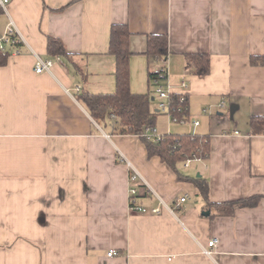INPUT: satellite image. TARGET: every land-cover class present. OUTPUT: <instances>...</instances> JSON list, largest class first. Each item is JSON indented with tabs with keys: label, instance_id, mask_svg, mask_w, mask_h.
<instances>
[{
	"label": "crops",
	"instance_id": "1",
	"mask_svg": "<svg viewBox=\"0 0 264 264\" xmlns=\"http://www.w3.org/2000/svg\"><path fill=\"white\" fill-rule=\"evenodd\" d=\"M9 20L24 43L0 65V264H264V134L249 129L264 115V64L250 59L264 58V0H9L0 33ZM113 24L131 33L130 90L152 97L146 38L167 35V81L187 84L199 123L165 124L160 113L154 128L209 137L208 157L181 173L205 178L210 202L259 196L255 205L215 215L139 135L92 119L76 94L114 91ZM47 36L66 54L50 53ZM202 53L199 76L186 56ZM36 55L55 61L50 71L34 72ZM132 169L138 204L159 213L129 210Z\"/></svg>",
	"mask_w": 264,
	"mask_h": 264
},
{
	"label": "trees",
	"instance_id": "2",
	"mask_svg": "<svg viewBox=\"0 0 264 264\" xmlns=\"http://www.w3.org/2000/svg\"><path fill=\"white\" fill-rule=\"evenodd\" d=\"M130 31L124 24H113L110 27L108 52L115 58V89L111 93L92 94L87 90L78 91L76 98L86 107L92 119L102 128L111 126L112 133L137 134L145 144L147 156H157L166 163L179 180L191 182L206 202V206L214 207L215 215L232 214L234 206H253L259 196L240 199L234 202L213 203L208 196V181L202 176L187 177L181 173L179 164L195 159H204L209 155V137L194 132L163 133L159 139L143 135L147 128L154 127L155 118L160 112L155 99L149 93H133L130 90ZM47 50L52 54H66L62 42L47 36ZM168 53V38L165 34H148L145 54L150 69L148 78L156 74V64L165 62ZM9 51L0 52V65L6 63ZM252 64L263 63L264 58L251 57ZM186 61L193 67L195 74L204 76L209 72V56L205 53L186 56ZM82 71V69H80ZM170 112L173 116L189 118L187 94L184 101L179 95L170 98ZM164 114V113H162ZM251 134H264V115H253L249 119Z\"/></svg>",
	"mask_w": 264,
	"mask_h": 264
},
{
	"label": "built area",
	"instance_id": "3",
	"mask_svg": "<svg viewBox=\"0 0 264 264\" xmlns=\"http://www.w3.org/2000/svg\"><path fill=\"white\" fill-rule=\"evenodd\" d=\"M9 0H0V7L4 8L6 7ZM24 43V40L22 39L21 35L18 33L14 23L12 20H9L7 23L4 31L0 33V52H6L9 51L10 55H16L20 53L19 46L20 44ZM56 60H59V57H56ZM54 60L51 58H41L40 56L36 55L34 67L33 70L35 73H42L45 71H50L52 65L54 64ZM154 73L156 74L154 77L150 79L151 86H152V92H153V99H155V104L157 109L164 113L168 121L174 122V123H191L193 127L195 128L198 125L197 120L190 121L189 118H180L173 116L170 112V98L174 94L179 95V100L184 101L186 99L187 94V84L182 81L179 84V90L174 91L173 86L167 81L168 77V70L165 62L158 63L153 68ZM218 106H223V101L218 104ZM108 136L107 134H105ZM143 135L148 137H153L155 139H159L161 134H158L156 132V129L154 127H149L143 133ZM128 165H130L129 162H127ZM133 171L129 175V188H128V207L129 210L132 212H140V213H159L160 208L154 207L151 209H148L144 206H141L138 204L136 197H137V185L136 181L139 177V174L137 171L132 169ZM185 200V197H182L179 199V202H182ZM216 243V239H211L207 243V247L203 248V252L207 255H211L213 253L212 247H214ZM114 252L110 251L108 252V255H113Z\"/></svg>",
	"mask_w": 264,
	"mask_h": 264
},
{
	"label": "rangeland",
	"instance_id": "4",
	"mask_svg": "<svg viewBox=\"0 0 264 264\" xmlns=\"http://www.w3.org/2000/svg\"><path fill=\"white\" fill-rule=\"evenodd\" d=\"M210 110H212V109L210 108ZM164 120H165V124H168V120L166 118H164ZM171 123H173L172 125L179 124V123H174V122H171ZM182 169L183 168H181V171H182ZM196 174H197V172H195L193 176H195ZM188 197L190 200H193V197L189 193H188Z\"/></svg>",
	"mask_w": 264,
	"mask_h": 264
},
{
	"label": "water",
	"instance_id": "5",
	"mask_svg": "<svg viewBox=\"0 0 264 264\" xmlns=\"http://www.w3.org/2000/svg\"><path fill=\"white\" fill-rule=\"evenodd\" d=\"M152 99H153V98H152ZM198 175H199V174H197V176H198ZM202 213H203V214H208V211H206V212L203 211Z\"/></svg>",
	"mask_w": 264,
	"mask_h": 264
}]
</instances>
